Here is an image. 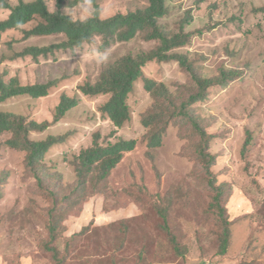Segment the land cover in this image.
<instances>
[{"label":"rangeland","instance_id":"1","mask_svg":"<svg viewBox=\"0 0 264 264\" xmlns=\"http://www.w3.org/2000/svg\"><path fill=\"white\" fill-rule=\"evenodd\" d=\"M5 1L19 3L0 0V6ZM97 1L103 17L149 3ZM47 2L52 10L62 9L75 19L91 17L95 8L91 1L76 6L67 1L62 8L58 0ZM166 2L169 12L160 20L166 32L176 34L184 27L192 35L190 44L177 52L188 56L203 77L214 79L222 71L237 74L225 86L210 88L204 101L188 109L214 137L209 147L215 158L213 177L232 221L228 253L220 255L219 216L210 207L216 192L196 154L199 138L188 118L174 119L162 147L149 149L151 129L143 120L156 101L142 79L129 96L131 120L116 135L112 122L101 112L109 96H88L79 90L85 81L96 80L108 64L129 53L151 51L158 43L141 33L103 48L97 37L84 47L50 52L36 60L18 55L29 46H50L65 37L24 40L23 33L9 32L0 42V69L6 67L10 76L19 75L25 83L58 80L59 84L47 97H16L0 103V110L42 122L54 120L65 93H80V104L46 131L33 133L37 139L68 136L42 163V184L27 167L25 153L3 146L10 135L0 140V264H54L43 250L52 214L59 217L56 222L64 239L92 226L82 243L83 253L68 264H241L252 260L264 264V13L260 11L264 0ZM10 13L1 8L0 20ZM144 73L166 84L179 104L196 91L191 74L178 62H152ZM248 132L252 143L244 154ZM97 133L104 144L126 139L136 140L138 145L112 171L106 193L91 194L89 185V197L77 204L82 194L74 193L78 178L72 162L82 150L92 147ZM160 209L166 210L172 233L187 248L186 257L171 251Z\"/></svg>","mask_w":264,"mask_h":264},{"label":"trees","instance_id":"2","mask_svg":"<svg viewBox=\"0 0 264 264\" xmlns=\"http://www.w3.org/2000/svg\"><path fill=\"white\" fill-rule=\"evenodd\" d=\"M67 1L71 6L91 1L95 7L94 12L87 19H75L70 14L63 12L62 9L52 10L47 0H19L17 4L5 1L0 9L8 8L11 13L7 18L0 20V42L9 32L23 33L24 40L52 35L65 37L62 42L50 46H29L18 55L19 57L32 56L36 60L50 52L84 47L86 44L93 43L97 37L101 38L103 48H108L116 42L130 41L141 33L144 34L146 40L158 43L151 51L129 53L108 64L101 70L96 80L85 81L80 84L79 90L88 96H109V100L101 107V112L112 122L115 127L113 134L116 135L117 130L123 128L131 120L132 111L128 103L129 96L134 92L136 83L142 79L145 90L156 101L153 111L143 120L144 126L151 129V133L147 137L149 149L162 147L165 133L174 119L188 118L194 135L199 138V142L196 144V154L205 168L210 186L216 192L214 202L210 207L219 216L220 255H226L230 245L232 221H230L227 208L224 205L223 192L219 191L213 177L215 158L209 152V147L214 137L202 127L200 119L191 114L188 109L190 105L204 101L210 88L225 86L229 81L234 80L237 74L233 71H222L221 75L214 79L203 77L197 72V68L188 56L177 52L190 44L192 35L187 33L184 27L176 34H169L163 28L160 20L169 12L166 0H149V3L143 8L126 13L120 12L109 17L102 16L97 0H58V6L62 8ZM260 11L264 13V7ZM14 38L18 39V35H14ZM152 62H178L191 74L196 91L188 101L179 104L172 97L173 94L166 84L145 75L144 68ZM1 63H3L2 60ZM5 68L4 70L0 69V103L20 96H30L34 99L47 97L51 94V90L59 84L58 80L47 83H25L19 75L10 76L9 70L5 71ZM79 94L65 93L62 95L53 121L41 122L15 112L0 110V140L6 135H10L6 140H3V146L25 153L27 167L41 184L44 183L40 170L42 163L54 147L67 142L68 136L50 135L47 138L37 139L33 137V133L44 132L65 118L71 110L79 106ZM251 143L252 134L248 132L243 149L244 154ZM136 145H138L136 140L126 139L104 144L101 143L100 134H95L92 147L82 150L72 162L78 178L74 193L82 194L79 196L77 204H81L89 197L90 193L86 192L89 185L93 188L91 194L106 193L112 171L127 154L136 150ZM159 214L171 251L177 257H186L188 250L172 233L166 210L160 209ZM57 219L59 217L52 214L46 240L47 245L43 250L50 254L54 264H68L70 259H75L83 253L82 243L89 235L92 226L84 227L80 232L64 239L62 232L60 233L58 230ZM61 241L64 243L63 249L59 247ZM243 263L262 264L258 260L242 261L241 264Z\"/></svg>","mask_w":264,"mask_h":264}]
</instances>
